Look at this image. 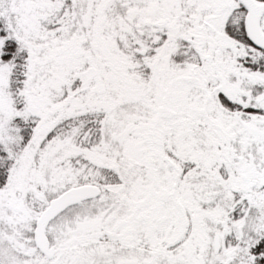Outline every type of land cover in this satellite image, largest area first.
<instances>
[{
    "label": "snow or ice",
    "instance_id": "obj_1",
    "mask_svg": "<svg viewBox=\"0 0 264 264\" xmlns=\"http://www.w3.org/2000/svg\"><path fill=\"white\" fill-rule=\"evenodd\" d=\"M0 264H264V0H0Z\"/></svg>",
    "mask_w": 264,
    "mask_h": 264
}]
</instances>
